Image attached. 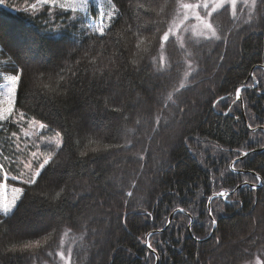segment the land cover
Returning <instances> with one entry per match:
<instances>
[{"label":"trees","instance_id":"trees-1","mask_svg":"<svg viewBox=\"0 0 264 264\" xmlns=\"http://www.w3.org/2000/svg\"><path fill=\"white\" fill-rule=\"evenodd\" d=\"M74 1L77 10L39 3L65 19L60 35L47 30L44 13L0 6V84L8 83L5 73L24 69L15 115L0 127V155L19 132L18 112L62 140L56 165L35 185L9 181L0 189L2 202L13 186L25 188L14 214H0V264H65L57 253L67 258L69 251V264H249L263 257V185L214 199L217 226L202 239L212 231L209 196L257 173L264 180V152L235 164L250 173L230 169L242 151L264 145V131L247 127L235 101L236 88L247 86V120L264 126V4L257 0L251 20L228 7L215 12L219 40L170 37L161 47L181 0ZM70 14L79 20L68 22ZM101 20L104 37L95 32ZM253 78L256 89L248 88ZM180 208L193 217L190 229L191 218L177 212L150 237L152 254L147 234ZM37 240L39 248L24 249Z\"/></svg>","mask_w":264,"mask_h":264},{"label":"snow or ice","instance_id":"snow-or-ice-1","mask_svg":"<svg viewBox=\"0 0 264 264\" xmlns=\"http://www.w3.org/2000/svg\"><path fill=\"white\" fill-rule=\"evenodd\" d=\"M41 3L44 4H56L57 0H40ZM247 2V0H246ZM84 4H87V0H83ZM261 3L264 4V0H261ZM251 4L255 6L257 4V0H251ZM225 5H231L233 9L236 7V0H200V2L196 4H183L182 7L184 9L188 10H194V9H201L203 8L205 10V15L201 16L198 12L195 16V19L198 21H202L205 25V30L211 35L207 38H215L217 40L221 39L219 36L216 35V29L213 27V23L209 21L207 18L211 17L213 13L217 10V8H224ZM0 6L5 8H10L11 6L7 3V0H0ZM63 7V5H61ZM211 8V11H208V9ZM114 19V17L110 14L108 16L109 20V27L111 24V21ZM185 19H187V16H185ZM106 26L103 23V20H101V25L95 29V32L100 36L104 37L106 35ZM171 34V29L164 32L163 36L160 37V45L163 47L164 42L169 41ZM24 69L20 68L17 70L15 75H12L8 78V83L0 86L3 87V91H0V127H3L4 122H12V117L15 115L14 108L16 105V95L19 90L22 75H23ZM254 86V85H253ZM47 87V86H46ZM183 87V85L181 86ZM243 90V87L236 88V100H239L241 97V92ZM6 105V106H5ZM20 119L18 121H15V123H20L24 120V113L21 112L19 114ZM159 122V121H157ZM47 125L40 124V128H46ZM249 128H251V125H249ZM261 131H264V129H261ZM17 134L15 132L12 133V136H16ZM27 135V133L25 134ZM57 136L60 135V133L56 134ZM33 147L37 148V151L31 152V158L27 159L25 162H23L19 167H8L3 163H0V189H6L8 187V182H19L21 185L26 186H32L37 183V179L41 177V174L46 169V166H49L52 164L53 166L56 165L57 161H55L54 157L56 155L55 150L49 151L47 153H42L39 151L38 145H33ZM62 147V141L57 140L55 143V149H60ZM105 149H107L109 146L105 145ZM119 147L126 148L128 147V144L120 145ZM92 151H97V149H92ZM248 153H241L240 155H247ZM81 156L87 155V152H81ZM5 159H8L5 157ZM13 162L10 161V164ZM236 161H233V167L232 171H236L235 167ZM10 171L12 174L10 175ZM256 181H259L261 183H264V180L260 177V175L257 173L254 182L250 185L253 190L256 188ZM245 184H248V181L244 182ZM12 192V198L10 201H2L0 202V214H2L4 217H8L12 214H14V209L17 205V201L23 197L25 193L24 187H15L13 186L11 188ZM57 196H60V193L56 194ZM133 194L132 192H128L127 196L131 197ZM230 193L224 190H220L218 192L213 193L212 196L208 197L209 203H211L216 198H222L225 202L228 200ZM185 210L183 208H180L177 210L178 213H183ZM151 213H147V216L151 217ZM208 216L210 218V227L215 228L217 224V220L215 216L213 215V210L211 207L208 209ZM169 223H171L169 221ZM189 224H191V219H189ZM149 236L154 235V233H149ZM47 239V238H45ZM198 239V238H197ZM219 243V241H217ZM41 246V242L39 240L34 242H28L24 244V249H32V248H39ZM147 247L151 250L152 254L156 253V249L152 246L151 243L147 244ZM57 255L60 257L61 260L65 261V264H69V260L71 257V252L69 251L67 258L65 257L64 252H59ZM159 257H157L158 259ZM255 264H264V260H262L260 257H257L255 259Z\"/></svg>","mask_w":264,"mask_h":264},{"label":"rangeland","instance_id":"rangeland-1","mask_svg":"<svg viewBox=\"0 0 264 264\" xmlns=\"http://www.w3.org/2000/svg\"><path fill=\"white\" fill-rule=\"evenodd\" d=\"M198 2H200V0H181L180 1L179 11L174 16V18L172 19L171 24L169 26V29H171L170 37H176L178 39V41H181V43H184L185 41H209L211 39H215V38H211V39L207 38L211 35V33L207 32L205 30V25L202 21H198L195 19L197 12L201 16L205 15V10L203 8L188 10V9H184L182 7L183 4H196ZM12 3H13V5L10 8H8L12 12L24 10V11L28 12L33 17L39 16V15L44 13L43 6L40 5L41 2L38 0H37V2L35 0H24V1L12 0ZM56 4L64 5L66 7L73 9V10L78 9L77 3L74 0H72V1H70V0H57ZM225 7H228L230 9V11L232 12V14L235 17H238V19L241 18L242 13H248L246 15V18L248 20H251L250 17H248V16H249V13L251 12V10H253L255 6H253L251 4V0H247V2H246V0H236L235 9H233L231 5H225ZM221 9L222 8H217V10L215 12H217ZM208 11H211V8H209ZM240 11H241V14H239ZM237 12H239L238 13L239 16H237V14H236ZM44 15L46 17L45 23L46 22L48 23L46 28L48 31L52 32L53 35H60L66 31L67 26L64 22L65 19L62 18L61 13L59 11L54 10V9L46 10V13H44ZM185 16H187V19H185ZM68 18L70 20V21L67 20L68 22H75V21L79 20V18L74 14H70V16ZM211 18H212V16L208 17L207 19L209 21H211ZM79 27H82V25L79 24ZM213 27L216 29L214 24H213ZM216 35L218 36V30L217 29H216ZM1 41H2V43L6 42L4 40H1ZM161 57H162L161 59L163 60L164 54H162ZM0 73H3V72L0 70ZM9 77H11V75L5 73V78L8 79ZM0 86H3V83H1ZM20 113L21 112H18L16 114V116H15L16 121H18L20 119V116H19ZM24 117L25 118L23 121H21L20 123H17V125L20 127L19 132L17 133V135L15 137L13 136L12 139L10 138L11 144H10V148L7 150L8 154L5 152H2V155H0V163H3L8 167H19V165H21L27 159H30L31 158V152L37 151V148L33 147V145H38L40 152L47 153L49 151L56 150L55 149V143L57 140H61V135H59V136L56 135L58 132L53 131V130L51 131V129L48 127L41 129L40 128V124H42L41 122H38L36 119H33V118H27L25 115H24ZM173 132H174V134L177 135L179 133V130L177 128H175L173 130ZM26 133H27V135H25ZM5 157H7L8 159H5ZM10 161L13 163L10 164ZM9 174L12 175L15 173H12L10 171ZM245 181H248L249 183H253L254 179L252 180V179L248 178V179H245ZM255 183L259 184V181H256ZM261 187L262 186H260L258 188H261ZM235 192H233L231 195H233ZM231 195H229V196H231ZM248 214L252 215V212L251 213L249 212ZM259 214H262L258 217V224L260 225L261 220L264 219V210L260 209ZM74 241H75V238L71 237L69 239V244L73 245ZM260 258L262 260H264V256L260 257ZM255 259L252 262H250L249 264H255Z\"/></svg>","mask_w":264,"mask_h":264},{"label":"water","instance_id":"water-1","mask_svg":"<svg viewBox=\"0 0 264 264\" xmlns=\"http://www.w3.org/2000/svg\"><path fill=\"white\" fill-rule=\"evenodd\" d=\"M262 67H263V66H262ZM263 68H264V67H263ZM253 70H254V69H253ZM252 75H253V73H252ZM239 101H240V103H241V109H242V115H243V118H244V120H245V123H246L247 127L249 128V122H248V120H247V118H246V112H245V103H244V99H243L242 95H241ZM249 129H250L251 131H253V132H256V131H258V130L264 129V127H263V126H257V127H252V126H251V128H249ZM245 152L248 153V154H247V155H241L239 158H237V159L234 160V161L241 160V159H243L245 156H248V155L253 154V153L264 152V146H263V147H260V148H255V149H251V150H248V151H244L243 153H245ZM232 167H233V162H232L231 165H230L231 170H232ZM233 172H235V173H248L249 171H247V170H239V169H237L236 171H233ZM251 184H252V183H249V182H248V184L242 183V184L238 185L235 189H233V190H231V191H227V192L230 193V195H231L233 192L237 191V190L240 189V188H243V187H245V186L251 187V186H250ZM260 186H262V183H261V182H260L259 184H256V188H258V187H260ZM211 204H212V202L209 203V201H208V209H209V207H211ZM176 213H177V210L174 211V212L170 215V218H169V221H170V222H172L173 217L175 216ZM183 213L186 214V215H188V216L191 218V223H192V222H193V217L190 215V213H188L187 211H184ZM169 221H168L167 225H166L163 229H161V230H156V231H152V232H149V233L157 234V233L163 232V231H164L165 229H167V228L169 227V225L171 224V223H169ZM216 226H217V224H216ZM216 226H215V228H212V231H211V233L209 234V236L206 237L205 239H202V241L208 240V239H210V238L212 237L213 233L215 232ZM190 227H191V224H190V226H189V229H190ZM149 233H148V234H149ZM148 234H147V236H146V243H147V244L150 243V237H151V236H149ZM156 262H158V259H157ZM156 264H157V263H156Z\"/></svg>","mask_w":264,"mask_h":264},{"label":"flooded vegetation","instance_id":"flooded-vegetation-1","mask_svg":"<svg viewBox=\"0 0 264 264\" xmlns=\"http://www.w3.org/2000/svg\"><path fill=\"white\" fill-rule=\"evenodd\" d=\"M255 80H256V79H255ZM255 82H256V85H257V84H258L257 81H255ZM253 83H254V81H253ZM253 83H252V84H253ZM252 84H251V85H252ZM256 85L253 86V87H251V86L248 85V88H250V89H256V88H257ZM251 149H253V148H251ZM251 149H248V150H251ZM248 150H246V151H248ZM240 154H241V153H240ZM253 154H254V153H253ZM251 155H252V154H250V155H248V156H245V157H249V156H251ZM239 156H240V155H239ZM245 157H244V158H245ZM244 158H243V159H244ZM241 160H242V159H241ZM241 160H237V161L239 162V161H241ZM237 161H236V163H237ZM243 168H244V167H243ZM238 169H239V168H238ZM241 169H242V168H241ZM243 170H247V169H243ZM247 171H248V170H247ZM242 174H244V173H242ZM263 184H264V183H263ZM263 186H264V185H263ZM251 188H252V187H251ZM255 189H256V188H255ZM257 189H258V188H257ZM229 197H230V196H229Z\"/></svg>","mask_w":264,"mask_h":264}]
</instances>
